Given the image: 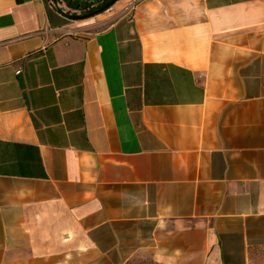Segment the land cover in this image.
Wrapping results in <instances>:
<instances>
[{"label":"crops","instance_id":"1","mask_svg":"<svg viewBox=\"0 0 264 264\" xmlns=\"http://www.w3.org/2000/svg\"><path fill=\"white\" fill-rule=\"evenodd\" d=\"M70 9L0 0V264H264V0Z\"/></svg>","mask_w":264,"mask_h":264},{"label":"water","instance_id":"2","mask_svg":"<svg viewBox=\"0 0 264 264\" xmlns=\"http://www.w3.org/2000/svg\"><path fill=\"white\" fill-rule=\"evenodd\" d=\"M62 1L65 2V5H70L74 9H78L79 8L80 0H73V1L72 0H62ZM116 1L117 0H107L104 3H102L99 7H97L94 11L88 12L87 15L90 16L92 14L102 12V11L106 10L109 6L113 5ZM59 11H61V10L59 9ZM62 13H63V15L65 17H68V18H72L73 17V16L67 14L66 12H62Z\"/></svg>","mask_w":264,"mask_h":264},{"label":"flooded vegetation","instance_id":"3","mask_svg":"<svg viewBox=\"0 0 264 264\" xmlns=\"http://www.w3.org/2000/svg\"><path fill=\"white\" fill-rule=\"evenodd\" d=\"M105 1H107V0H93V1H86V2L80 1L79 8L74 10V12L72 9H70L69 12L70 11H72L73 13L78 12V15H82V14L88 13V12L92 11L93 9L99 7Z\"/></svg>","mask_w":264,"mask_h":264},{"label":"trees","instance_id":"4","mask_svg":"<svg viewBox=\"0 0 264 264\" xmlns=\"http://www.w3.org/2000/svg\"><path fill=\"white\" fill-rule=\"evenodd\" d=\"M86 2V1H85ZM96 9V8H95ZM95 9H93L92 11H94ZM92 11H90V12H92ZM88 13H85V14H82V15H76L75 17L76 18H79V17H81V16H86Z\"/></svg>","mask_w":264,"mask_h":264},{"label":"built area","instance_id":"5","mask_svg":"<svg viewBox=\"0 0 264 264\" xmlns=\"http://www.w3.org/2000/svg\"><path fill=\"white\" fill-rule=\"evenodd\" d=\"M111 7H112V5L111 6H109L106 10H110L111 9Z\"/></svg>","mask_w":264,"mask_h":264},{"label":"rangeland","instance_id":"6","mask_svg":"<svg viewBox=\"0 0 264 264\" xmlns=\"http://www.w3.org/2000/svg\"><path fill=\"white\" fill-rule=\"evenodd\" d=\"M133 264H139V263H133ZM143 264H151V263H143Z\"/></svg>","mask_w":264,"mask_h":264}]
</instances>
